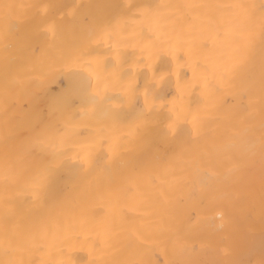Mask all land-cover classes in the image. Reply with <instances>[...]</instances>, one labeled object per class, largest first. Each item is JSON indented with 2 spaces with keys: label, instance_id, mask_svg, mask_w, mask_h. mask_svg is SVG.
Segmentation results:
<instances>
[{
  "label": "bare ground",
  "instance_id": "6f19581e",
  "mask_svg": "<svg viewBox=\"0 0 264 264\" xmlns=\"http://www.w3.org/2000/svg\"><path fill=\"white\" fill-rule=\"evenodd\" d=\"M4 3L56 4L63 19L53 34L37 22L36 10L18 7L5 38L0 9V165L6 100L8 150H20L28 169L58 165L51 198L34 200L24 175L10 183L8 227L16 250L6 256L0 246V261L264 264L258 36L250 71L220 79L246 39L225 26L243 19V11L193 17L146 9L111 36H90L94 22L112 18L108 5L254 4L258 16L262 0ZM6 43L13 57L7 67ZM37 130L44 133L40 145L33 144ZM3 182L0 173V189ZM3 215L0 202V240ZM101 240L103 247H93Z\"/></svg>",
  "mask_w": 264,
  "mask_h": 264
},
{
  "label": "snow or ice",
  "instance_id": "6c2138e0",
  "mask_svg": "<svg viewBox=\"0 0 264 264\" xmlns=\"http://www.w3.org/2000/svg\"><path fill=\"white\" fill-rule=\"evenodd\" d=\"M28 8L36 10V19L39 24L44 26V30L50 33H55L58 28L57 19H63V13L58 11L59 6L52 3L42 4H29V5H15L10 3H4L0 5V9L3 10V17L5 21L4 36H7L14 30V25L9 21L16 8ZM79 7V6H75ZM113 10L112 18L110 20H101L94 22L90 32V36L95 39L97 36L108 37L111 36L117 27L123 23H127L135 19L137 15H143L145 10H151L154 16H159L164 9H176L185 10L187 15L197 16L201 12L205 14L213 13L216 10L221 9H239L243 11V19L230 20L225 26L226 33H230L234 36L246 37L243 49L239 60L232 64L230 67L224 69L220 79L227 78L229 80L236 79L243 74L250 71L251 65L254 63L257 47V36L259 38V58H260V76L262 90H264V0L259 6V14L256 15V5L254 4H174V5H108L106 6ZM155 34V33H153ZM239 50V47H238ZM12 54L8 51V45L5 44V52L3 55V62L7 67L12 60ZM189 70H192L191 68ZM177 86H179V78L177 79ZM90 103L95 105L97 103L96 98L93 96L90 98ZM147 95L145 96V104L147 106ZM3 111L5 114V156L2 165H0V173L3 175L2 196H0V202L4 208V238L0 240V246H2L5 255H9L15 251L13 247V241L9 238V221L13 215V204L10 202L8 195L10 183L16 182L21 175L27 177V186L30 189L31 195L36 201H43L45 197H52L50 185L55 174L54 170L58 165L53 162L47 166L38 167L35 169H28L24 167L23 154L20 150L14 149L8 150L9 139L12 135L13 129L9 120V104L5 101ZM143 114L137 116L138 121H142ZM139 126V125H138ZM44 133L37 130L33 136V144L40 145L43 143ZM262 149H264V142H262ZM84 163L91 165V161H84ZM110 231V229H109ZM104 241L101 240L100 244L93 245L95 248H101L104 246ZM18 247V243H17ZM0 264H25L24 261H0ZM69 264H76L75 261L69 262ZM88 264H96L95 261H89ZM100 264H143L142 261L136 259H125L119 262L101 261ZM177 264H187L184 261H178ZM219 264H233V262L224 260Z\"/></svg>",
  "mask_w": 264,
  "mask_h": 264
}]
</instances>
